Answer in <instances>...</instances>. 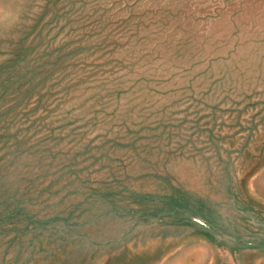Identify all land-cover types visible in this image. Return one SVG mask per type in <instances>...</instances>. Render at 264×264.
Listing matches in <instances>:
<instances>
[{
    "label": "rangeland",
    "instance_id": "rangeland-1",
    "mask_svg": "<svg viewBox=\"0 0 264 264\" xmlns=\"http://www.w3.org/2000/svg\"><path fill=\"white\" fill-rule=\"evenodd\" d=\"M0 264H264V0H0Z\"/></svg>",
    "mask_w": 264,
    "mask_h": 264
}]
</instances>
